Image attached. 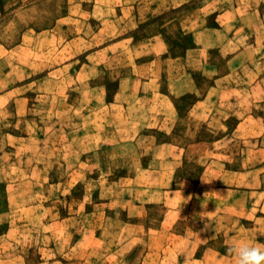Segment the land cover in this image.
Segmentation results:
<instances>
[{
  "label": "crops",
  "instance_id": "0c3cea01",
  "mask_svg": "<svg viewBox=\"0 0 264 264\" xmlns=\"http://www.w3.org/2000/svg\"><path fill=\"white\" fill-rule=\"evenodd\" d=\"M259 44L264 0H0V186L9 205L0 219L26 188L53 212L49 225L71 220L77 210L59 216L57 205L87 185L93 163L113 160L95 157L149 141L137 163H103L96 194L72 204L88 219L89 204L119 203L135 220L160 206L150 232L196 220V234L209 239L195 249L231 257L196 263L236 264L230 244L264 245V114L251 111L264 105V54L249 62ZM190 122L213 134L196 181L184 174L188 148L175 144L190 141ZM116 171L125 173L109 178ZM184 204L190 211L180 215L174 209ZM56 244L38 252L78 245ZM57 263L65 264H46Z\"/></svg>",
  "mask_w": 264,
  "mask_h": 264
},
{
  "label": "rangeland",
  "instance_id": "374dc122",
  "mask_svg": "<svg viewBox=\"0 0 264 264\" xmlns=\"http://www.w3.org/2000/svg\"><path fill=\"white\" fill-rule=\"evenodd\" d=\"M258 47L256 52L252 48L249 49V62H255L252 57L261 53L264 54V48H261L260 44ZM260 103H258L257 108L251 110L254 116L264 114V105L261 103L262 108ZM188 126H190V141L186 142L175 138V144L180 148H188L183 167L186 165L189 172L184 171V174L196 181L201 166L212 158L209 154L212 149L209 142L213 139V134H210L208 126L205 127L203 124L198 125L190 122ZM148 142L139 141L135 145L121 148L119 153H125L123 156L121 154L97 156L95 162L100 163L103 158H106L113 159L106 161L109 163L117 164L120 161L137 163L140 158L139 155L147 150ZM195 142L199 144L193 145ZM190 144L191 146L188 147ZM135 151L138 153L136 154ZM174 152L176 153V150ZM141 159L146 161L148 157ZM103 163L99 165L93 163L87 173L83 174L87 176V185H78L70 195L63 198L61 204L57 205L62 208L59 216H67L65 212L70 211L71 208L72 211L77 210V213L72 215L71 220L61 221L56 227L49 225V218H44L45 215H53V212L48 213L41 208L42 205L37 202L33 189H19L20 193L22 190L26 192L24 200L21 196L15 198L10 217L0 219V232L10 229L7 235L5 234L0 238V264H39V261L46 264L47 261L55 259L65 262V264H191V262L197 264V260L203 258L211 261L217 259L224 261L231 258L230 256L215 257L216 253H204L200 249H195L199 240L203 242L205 239H209L205 235L196 234L197 221L195 219L194 223H187L184 220L183 222L179 221V223L173 221L171 224L170 220L167 221L168 228L166 225L165 228L168 229V234L165 235L161 234L160 231L156 234H153V231L150 232V227L152 229L159 228L161 223L160 218L163 216L164 209L160 206L153 210L156 217L139 215L142 218L135 220V218L126 215L119 203L114 202L107 206L100 205L98 207H92L94 205L89 204L87 209L94 208L95 216L90 219L86 218L83 204L75 205L72 204V201L77 202L79 198H82L85 191L96 194L98 184L94 180L107 178V173L102 168ZM124 173L116 171L110 174L109 178L116 180ZM180 173L182 172L180 171ZM5 191V187L0 186V213H5L9 206L6 202ZM193 192L195 194L197 190L195 189ZM104 207L106 208L105 213L103 212ZM174 210L180 215H186L190 208L184 204ZM194 210L196 211V208ZM175 217L179 216L175 215ZM134 222L138 224L127 225L129 223L134 224ZM188 224L189 228H187ZM186 230L189 231V234L186 233ZM54 231H56L55 235H53ZM52 235L53 238H51ZM249 240L252 241V238ZM55 243L61 245L64 251L70 246L78 245L71 252L65 251L61 254L55 251L38 252L39 247L54 245ZM213 243L211 241L209 244L213 245ZM167 245L173 247L174 250L166 251Z\"/></svg>",
  "mask_w": 264,
  "mask_h": 264
},
{
  "label": "clouds",
  "instance_id": "9594fccd",
  "mask_svg": "<svg viewBox=\"0 0 264 264\" xmlns=\"http://www.w3.org/2000/svg\"><path fill=\"white\" fill-rule=\"evenodd\" d=\"M188 200H191V197H188L185 204ZM197 215H199V218L202 220L207 217L205 212H201ZM208 230L209 224L205 223L201 231L207 232ZM227 253L235 256L236 264H264V245H252L241 240L237 243L230 244L227 247Z\"/></svg>",
  "mask_w": 264,
  "mask_h": 264
}]
</instances>
